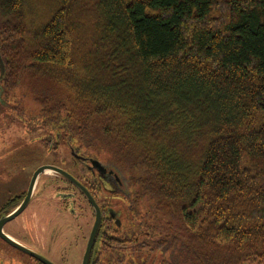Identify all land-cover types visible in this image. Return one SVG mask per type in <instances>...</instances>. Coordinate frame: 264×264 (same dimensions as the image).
<instances>
[{
    "label": "trees",
    "instance_id": "trees-1",
    "mask_svg": "<svg viewBox=\"0 0 264 264\" xmlns=\"http://www.w3.org/2000/svg\"><path fill=\"white\" fill-rule=\"evenodd\" d=\"M53 1L35 29L24 0H0L5 89L30 91L55 135L138 169L155 215L181 222L166 239L105 232L106 253L180 240L179 264H264V0H86V27Z\"/></svg>",
    "mask_w": 264,
    "mask_h": 264
},
{
    "label": "rangeland",
    "instance_id": "rangeland-1",
    "mask_svg": "<svg viewBox=\"0 0 264 264\" xmlns=\"http://www.w3.org/2000/svg\"><path fill=\"white\" fill-rule=\"evenodd\" d=\"M85 1L72 0L73 5L76 7L75 11L78 10L76 4H79V9H81L83 7L81 4ZM24 2L26 5L25 17L31 22V28L33 26L37 29L39 23L46 21L49 18L50 11L53 10L50 7L54 2L53 0H24ZM75 11L71 12L70 21L80 20L83 26L86 27L84 23L86 19L81 20L78 11ZM2 21L4 20L0 19V24ZM3 37H6V34L3 30H0L1 43L4 42ZM73 40L72 44L75 48L86 45L83 51L90 49L87 45L88 38L85 36V32H81ZM52 83L53 81L49 80L39 82L41 87L44 85L51 87ZM19 84L17 83L16 86L6 87L5 89L0 79V162L8 163L7 175L0 189V204L5 202L6 198L11 195L19 191L24 192L29 183V177L31 180L33 173L42 165L58 162V164L71 170L74 151L80 155L115 165L129 184L130 191L127 189L126 191H129L132 195L129 201L130 205L122 199L112 203L115 208L122 210V225L119 226V232L116 229L113 230V233H119V238L127 237V235L132 237L134 234L138 235L141 231L144 233L142 239L145 241L149 239L148 234H150V239H157L162 234L165 235L166 239L172 231L174 234L177 232V229L181 227L178 215L163 212L160 218L155 215V207H153L155 198L152 199L150 194L144 190L141 182L142 175L138 169L127 168L124 170L114 164L110 150L107 147L100 146L102 149L97 152L96 149L78 141L83 138L88 139L90 135L79 136L75 140H70V142L66 138H60L59 134L55 135L54 128L50 125L48 128L46 125L49 116L44 107L34 99L30 91L19 87ZM65 93H68V90ZM54 117L56 115L52 116L51 114V119H54ZM56 175L48 172L42 174L41 178L39 177L38 193L34 196L33 202L30 203L26 213L29 212V216L35 219L32 213L36 212L38 216L44 219L43 223L39 224L37 231L33 228V234L39 236H37V242L42 244L41 248L45 250L49 245L52 252L55 251L51 258L56 264H82L84 257L81 253L82 249L74 250L76 248L74 241L77 240L75 238V228L78 231L79 228L84 226L82 225L83 220L74 219L80 216V209L71 216L70 212L65 213L62 207L64 201L57 194L64 191L63 187L66 184L56 178ZM119 201L121 202L119 203ZM72 206L75 205H68V208ZM88 213L89 210L87 209ZM23 217L25 218V216ZM78 234L81 237L79 231ZM115 245L120 244L117 242ZM148 245L146 250H137V246L129 245L122 252H119L118 246H115L114 248L117 249L114 253L115 257L111 256L110 253H106L109 246H101V251L98 252L93 264H97L95 261H98L99 264H170L171 260L176 261L178 264L184 263L185 254L181 253L180 240L175 242L174 248L169 249L167 253L153 249L150 243ZM175 249L177 251L174 252ZM185 249L187 248L185 247ZM25 263H28V261Z\"/></svg>",
    "mask_w": 264,
    "mask_h": 264
},
{
    "label": "flooded vegetation",
    "instance_id": "flooded-vegetation-1",
    "mask_svg": "<svg viewBox=\"0 0 264 264\" xmlns=\"http://www.w3.org/2000/svg\"><path fill=\"white\" fill-rule=\"evenodd\" d=\"M78 155L81 156V158H75V156L73 155V163L71 161V170L66 166L58 164V162H52L51 164L59 166L64 170L68 171L70 174H72L77 179V181L85 188V190L90 194L92 200L99 207L101 213V222L99 225L90 260V264H93L96 256L98 255V252L101 251L103 234L107 232L110 233L111 236H117V238H119V233L115 234L113 233V230L116 229L119 232V226L121 227L122 225V210L115 208L112 203L114 201H118V199H122L123 201L128 203V205H130L129 201L132 195L129 192V184L126 182L125 178L120 173L118 167L100 161L98 159L96 160H98L99 163H93L92 160H95V158L80 154ZM7 164L0 162V189L2 188L3 181L7 175ZM40 178L37 181V185L32 195V198L27 207L24 209V211L14 219L7 220L3 224H1V222L8 218V216L25 200L30 185V177L28 179L29 183L24 192L19 191L18 193L11 195L10 197L6 198L5 202L0 204V224L2 225V231L5 235L13 238L15 241L27 246L30 249L39 252L49 260L53 261L51 256L53 257L52 254H54L55 251L52 252V249L49 245L45 250L44 248H41L42 244L37 242L38 235L36 236L35 234H33V228L35 231H37V229L39 228V224L43 223L44 219L38 216V213L36 212L32 213L35 219L29 216V212L26 213V210L28 209L30 203L33 202L34 196L36 195V193H38V185L40 184ZM56 178H58L60 181H64L67 186L63 187L64 191H60L57 194L64 201L62 207L65 213L68 214V212H70L71 216L73 214H76L77 211H79L80 209V216H77L74 219L78 218L79 220H83L82 225L84 226L78 229L79 233L81 234V237H79L78 231L75 228V238H77V240L74 241V245L76 246L74 250L76 251L77 249H82L81 253L82 256H84L88 241L90 239V235L92 233L96 221L97 210L88 198L89 194L87 192L86 194L88 195L82 192L73 183L69 182L67 179L59 175H56ZM126 189L129 191L127 192ZM120 202L121 201H119V203ZM68 205H75L76 207L72 206L68 208ZM48 207L49 206L47 205V208ZM87 209L89 210L88 214ZM23 216H25V218ZM133 239L134 236L130 237L127 235V237L119 238V241H129ZM27 261L28 263H25ZM54 263L56 264V262ZM0 264L43 263H41L36 258H33L30 255L24 253L23 251L15 248L7 241H5L0 235Z\"/></svg>",
    "mask_w": 264,
    "mask_h": 264
},
{
    "label": "water",
    "instance_id": "water-1",
    "mask_svg": "<svg viewBox=\"0 0 264 264\" xmlns=\"http://www.w3.org/2000/svg\"><path fill=\"white\" fill-rule=\"evenodd\" d=\"M0 67H1V73L3 74L4 73V65H3V62L1 60V57H0ZM73 155L76 158H81V156L76 154L74 151H73ZM92 161H93V163H99L98 160H92ZM48 172L55 173V174L65 178V179H67L69 182L73 183L82 192H84L86 194L87 191L85 190V188L68 171H66L63 168H61L59 166H56V165H51V164L50 165H42L32 175V178L30 180L29 189H28L27 196H26L25 200L8 216V218L3 220L1 222V224H3L7 220L14 219L15 217H17L18 215H20L24 211V209L27 207V205L29 204V202H30V200L32 198V195H33V193L35 191V188H36L37 181H38L39 177L42 174H46ZM88 194H86V195H88ZM89 196H90V194H89ZM89 196H88V198L90 199L91 203L95 206V208L97 210V217H96V221H95L92 233L90 235V239L88 241V245H87L86 252L84 254L83 260H82V264H90L92 250H93V247H94V244H95V239H96L97 232H98V229H99V225H100V222H101V213H100L99 207L92 200L91 196L90 197ZM1 224H0V235L9 244H11L15 248L23 251L24 253L30 255L31 257L36 258L37 260H39L43 264H55L53 261L49 260L48 258L43 256L39 252H37L35 250H32V249L28 248L27 246L15 241L13 238L5 235L3 233V231H2V225Z\"/></svg>",
    "mask_w": 264,
    "mask_h": 264
}]
</instances>
